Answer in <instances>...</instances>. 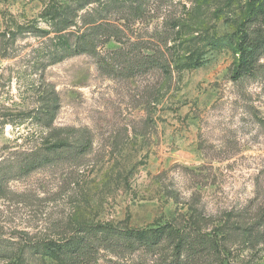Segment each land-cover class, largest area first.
Wrapping results in <instances>:
<instances>
[{
    "label": "rangeland",
    "instance_id": "374dc122",
    "mask_svg": "<svg viewBox=\"0 0 264 264\" xmlns=\"http://www.w3.org/2000/svg\"><path fill=\"white\" fill-rule=\"evenodd\" d=\"M254 1L0 0V264H61L48 246L96 223L171 225L212 242L191 257L170 238L152 248L140 236L96 239L85 264H264V14L249 23V72L234 74ZM109 2L94 16L119 33L98 51L161 52L169 71L105 70L91 54L51 63V17L83 4L80 25ZM205 37L222 47L197 68L175 67ZM50 89L47 126L38 107Z\"/></svg>",
    "mask_w": 264,
    "mask_h": 264
},
{
    "label": "trees",
    "instance_id": "16d2710c",
    "mask_svg": "<svg viewBox=\"0 0 264 264\" xmlns=\"http://www.w3.org/2000/svg\"><path fill=\"white\" fill-rule=\"evenodd\" d=\"M119 5L120 6L117 7L119 13L122 12L124 8H128L125 7L124 4ZM85 7L86 6L83 4H79L75 7L60 8L53 17H51L52 29L54 31V35L51 39L53 40V51L49 53L51 63H56L73 55L91 54L96 57L98 65L105 70L114 68L113 71L120 69V71L125 70L128 73H135L157 66L164 71H169L170 63L166 61L165 55H162L161 52L141 54L131 50L132 53H129L120 47H116L114 50L111 48V55H102L98 51V48L103 46L104 42H109L111 36L117 37L119 32L116 27L111 25L106 19H97L98 17L96 18L94 15L97 14L101 16L103 12L112 11L114 5L112 2H109L102 6V8H91L80 16L81 24L78 25V12ZM130 8L133 9V11L139 9L138 6H131L129 9ZM260 14H264V0H257L256 2L250 3L246 17L244 18L245 24L241 25L242 28H237V34L234 40L235 53H237L238 56V64L234 67V74L236 77L242 73L249 72L248 67L252 63L254 54L257 51V45H253L250 38L253 29L249 27V23L253 22ZM43 31L46 32L45 30ZM200 41L201 42L198 43L194 50L189 51L187 55L183 54L184 60H178L175 67L179 70L197 68L203 63L207 50L218 49L223 45V40L217 38L208 40L205 37ZM184 53H186V51H184ZM118 59L120 60V65L117 63ZM41 99L42 102L38 107V112L41 115V121L48 126L52 124L57 111V96L55 92L50 89L48 92L43 93ZM57 133L59 132H53V134ZM64 142L67 143V140L60 138L54 143L61 144ZM89 145L88 139H85L80 144V152H84ZM43 160L47 161L50 160V158L45 157ZM43 160H39L33 165H37ZM261 219L264 221L263 216ZM139 236L145 237L144 245L148 248L157 245L163 240L162 238L175 240L174 248L177 253L179 254V252L182 251L186 253V256L191 257L201 255V253L204 254V250H207L208 247L210 248L212 242L208 235L198 234L196 238H193L189 233L183 234L180 230L171 225H163L155 229H118L110 224L96 223L85 225V227L76 232V236L67 238L63 243H56L52 246H48V252L56 259H59L61 264H85L92 256L91 249L94 247L93 240L96 241L97 239V241L111 242L114 237L116 239L119 237L134 239ZM188 263L181 262L176 264Z\"/></svg>",
    "mask_w": 264,
    "mask_h": 264
}]
</instances>
